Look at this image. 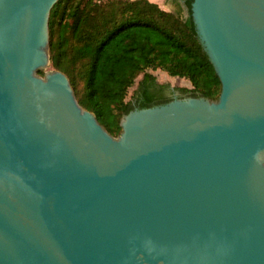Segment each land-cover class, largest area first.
<instances>
[{"label": "water", "instance_id": "obj_1", "mask_svg": "<svg viewBox=\"0 0 264 264\" xmlns=\"http://www.w3.org/2000/svg\"><path fill=\"white\" fill-rule=\"evenodd\" d=\"M58 2L0 0V264H264V0H193L219 99L118 138L46 71Z\"/></svg>", "mask_w": 264, "mask_h": 264}, {"label": "trees", "instance_id": "obj_2", "mask_svg": "<svg viewBox=\"0 0 264 264\" xmlns=\"http://www.w3.org/2000/svg\"><path fill=\"white\" fill-rule=\"evenodd\" d=\"M169 2L176 11L150 0H59L51 11L50 66L68 76L80 106L115 138L132 111L172 102L171 86L152 72L188 80L192 89L177 88L185 98L217 101L221 95L191 16L193 0Z\"/></svg>", "mask_w": 264, "mask_h": 264}, {"label": "rangeland", "instance_id": "obj_3", "mask_svg": "<svg viewBox=\"0 0 264 264\" xmlns=\"http://www.w3.org/2000/svg\"><path fill=\"white\" fill-rule=\"evenodd\" d=\"M162 8L167 10V11H170V12L176 11V8L172 5L171 2H168V1L163 3ZM185 16H187L186 8H185ZM46 71H54V70L52 69L51 66H49V68ZM152 73L156 76L157 81L160 84H167V85H170L173 88H188V89H192L193 88L192 84L188 80L170 77L167 73L162 72L161 70H158V71H155V72H152ZM141 79L142 78L139 79L138 83L140 82ZM138 83L131 90L130 96L133 95L134 91L136 90V88L138 86Z\"/></svg>", "mask_w": 264, "mask_h": 264}, {"label": "flooded vegetation", "instance_id": "obj_4", "mask_svg": "<svg viewBox=\"0 0 264 264\" xmlns=\"http://www.w3.org/2000/svg\"><path fill=\"white\" fill-rule=\"evenodd\" d=\"M169 2V0H168ZM180 3L183 4V0H179ZM173 5V3H172ZM174 6V5H173ZM175 7V6H174ZM176 8V7H175ZM167 96L173 101V100H176V99H185V97H183L182 93L179 92L177 90V88H173V87H170L169 90H167Z\"/></svg>", "mask_w": 264, "mask_h": 264}, {"label": "crops", "instance_id": "obj_5", "mask_svg": "<svg viewBox=\"0 0 264 264\" xmlns=\"http://www.w3.org/2000/svg\"><path fill=\"white\" fill-rule=\"evenodd\" d=\"M151 2L157 3L159 4L161 7L163 5L164 2H167L168 0H150Z\"/></svg>", "mask_w": 264, "mask_h": 264}]
</instances>
